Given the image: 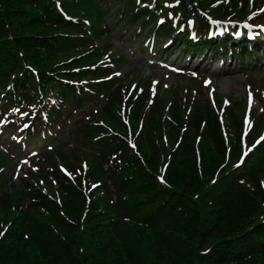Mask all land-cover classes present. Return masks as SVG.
I'll return each mask as SVG.
<instances>
[{"label": "trees", "instance_id": "trees-1", "mask_svg": "<svg viewBox=\"0 0 264 264\" xmlns=\"http://www.w3.org/2000/svg\"><path fill=\"white\" fill-rule=\"evenodd\" d=\"M56 1L80 9L73 14L79 19H104L119 9L121 22L139 19L149 25L157 15L156 3L150 9L146 0H0V86L16 81L23 94L33 93L36 99L52 95L58 100L54 110L62 113L83 108L90 93L65 81L88 82L91 91L111 86L95 82L110 71L84 70L91 55L76 52L75 46L86 47L91 38L81 22L63 19ZM156 1L170 22L165 6L175 0ZM240 1L191 3L218 19L240 20L248 17L246 0L241 10L235 5ZM189 2L181 0L184 13L191 9ZM194 14L200 26L205 23ZM113 93L117 102L108 101L103 112L115 124L106 128L114 132L99 128L109 137L97 144L100 159L92 157L100 165H114L109 175L114 189L107 187L105 200L87 206L80 180L72 185L56 166L53 180L41 173L11 192L0 189V264H264L263 148L235 167L242 152L240 126L230 125L226 141L219 126L209 130L210 119L198 147L194 137L175 147L176 137L169 135L177 129L179 136L180 128L166 132L153 119L155 110L147 112L142 103L131 108L130 133L122 121L121 97ZM93 110L84 114L102 126ZM203 110L201 105L195 109L200 118L193 119L192 131L199 130ZM140 119L144 124L139 130ZM87 129L84 137L94 144V131ZM126 138L135 141L136 152ZM47 196H59L62 209L49 212Z\"/></svg>", "mask_w": 264, "mask_h": 264}, {"label": "rangeland", "instance_id": "rangeland-1", "mask_svg": "<svg viewBox=\"0 0 264 264\" xmlns=\"http://www.w3.org/2000/svg\"><path fill=\"white\" fill-rule=\"evenodd\" d=\"M121 36H124V34L123 35L119 34V36H117V39L122 40ZM135 36H136V34H134V36H132L133 38H131V39L134 40ZM125 38H126V36H125ZM128 38H130V37H128ZM131 43H133V42H131ZM128 49L130 51H132V54H133L132 56H133L134 62L135 63L137 62L136 63L137 65L140 64V66L144 69L146 75H150L149 70L146 67V63L148 64V58H145L146 60H144V61H142V60L140 61V56L136 55V48H135L134 44H132V45L129 44ZM135 55L138 58L137 60H135ZM215 70H217V68ZM241 70L242 69L235 68V70L228 72V76L227 75H218V74H216L213 77L214 83L216 84V86L218 88V92L220 94H227V95L231 96L232 100H234V101L241 100V98L244 97V87H243L244 85H243V83L246 80L251 78V74L252 73H249V75L246 76V77L245 76H241L242 74L241 73L239 74V72ZM260 73H264V68L260 67L258 69V72H257L258 76L260 75ZM167 75H169V72L166 71V70H162V71H160V74L157 77H159V79L162 80L163 84L172 85L173 83H176V77H174L173 75L171 77V75H169L171 79L167 80V78L164 77V76H167ZM239 75H240V77H239ZM227 80H229L230 82L227 81ZM253 81H256V78L253 79ZM178 83L182 84V81H178ZM195 83L196 82L194 81V84ZM5 144H8V143L5 141ZM30 152H31L30 150L28 152L21 151L20 152L22 154L21 157L23 158L24 154L30 153Z\"/></svg>", "mask_w": 264, "mask_h": 264}]
</instances>
